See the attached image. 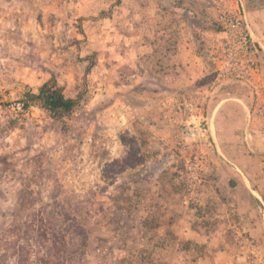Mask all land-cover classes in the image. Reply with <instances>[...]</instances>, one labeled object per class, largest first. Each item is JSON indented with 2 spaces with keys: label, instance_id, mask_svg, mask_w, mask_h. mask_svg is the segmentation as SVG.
I'll return each mask as SVG.
<instances>
[{
  "label": "rangeland",
  "instance_id": "obj_1",
  "mask_svg": "<svg viewBox=\"0 0 264 264\" xmlns=\"http://www.w3.org/2000/svg\"><path fill=\"white\" fill-rule=\"evenodd\" d=\"M238 7L248 81L210 58ZM263 35L264 0H0V264H264ZM53 76L71 116L18 108Z\"/></svg>",
  "mask_w": 264,
  "mask_h": 264
},
{
  "label": "built area",
  "instance_id": "obj_2",
  "mask_svg": "<svg viewBox=\"0 0 264 264\" xmlns=\"http://www.w3.org/2000/svg\"><path fill=\"white\" fill-rule=\"evenodd\" d=\"M223 36L211 45L210 58L219 76L248 81L258 69V48L238 7L223 13L219 27ZM25 104L18 105L23 110Z\"/></svg>",
  "mask_w": 264,
  "mask_h": 264
},
{
  "label": "trees",
  "instance_id": "obj_3",
  "mask_svg": "<svg viewBox=\"0 0 264 264\" xmlns=\"http://www.w3.org/2000/svg\"><path fill=\"white\" fill-rule=\"evenodd\" d=\"M213 77H207L202 82H209ZM27 107L31 104H36L43 108L51 118L56 120H63L66 117L72 115L76 108L80 104L81 96L71 97L65 92V87L61 85L56 76L51 77L50 80L45 82L39 89L38 92L29 91L26 93ZM135 161L129 163L125 162L128 166H133L137 162H141V158H138L137 154H133ZM128 211V209H127ZM146 226H151L150 220L145 221ZM187 249H196L201 251L204 246L194 242H188L186 245ZM23 263V259L20 264Z\"/></svg>",
  "mask_w": 264,
  "mask_h": 264
},
{
  "label": "crops",
  "instance_id": "obj_4",
  "mask_svg": "<svg viewBox=\"0 0 264 264\" xmlns=\"http://www.w3.org/2000/svg\"><path fill=\"white\" fill-rule=\"evenodd\" d=\"M217 33H219V31H217ZM262 38H264V35L262 36ZM186 44L188 43L186 42ZM198 53L199 52L193 50V46H191L190 44L189 47L185 46V52L176 55V60L179 62L178 70L181 69V73L183 72V75L186 70H187L186 71L187 74H192L194 72L204 73V69L206 70L208 68L206 66V63L203 61L202 56L200 55V53L199 54ZM182 76H179L180 81L182 79Z\"/></svg>",
  "mask_w": 264,
  "mask_h": 264
}]
</instances>
